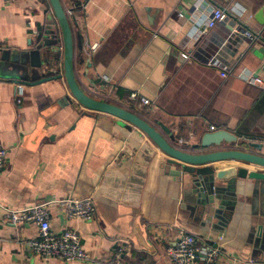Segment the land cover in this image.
<instances>
[{"label":"crops","instance_id":"0c3cea01","mask_svg":"<svg viewBox=\"0 0 264 264\" xmlns=\"http://www.w3.org/2000/svg\"><path fill=\"white\" fill-rule=\"evenodd\" d=\"M61 1L74 11L92 65L80 62L75 38V72L85 93L165 125L181 143L227 130L239 147H264V88L246 81L264 78V25L255 18L264 0ZM217 8L229 18L201 33L204 17ZM52 12L48 0H0V57L43 43L61 50L62 38L54 42L48 28ZM44 53V69L63 76V54ZM41 72L0 75V148L8 151L0 206L92 197V221L49 207L54 233L77 232L89 258L44 260L26 244L38 239V226L15 227L0 208V264H172L168 250L185 233L218 248L216 264H264V187L240 180L229 197L236 208L198 210L190 177L144 132L72 103L65 77L39 82Z\"/></svg>","mask_w":264,"mask_h":264},{"label":"water","instance_id":"95a60500","mask_svg":"<svg viewBox=\"0 0 264 264\" xmlns=\"http://www.w3.org/2000/svg\"><path fill=\"white\" fill-rule=\"evenodd\" d=\"M48 3L55 19L48 26L50 36L54 42H57V37L60 36L63 47L57 50L51 44L43 43L36 46L33 52H19L13 55L8 52L2 53L0 75L39 74L37 72L41 69L43 78L39 82L61 79L64 76L72 103H76L85 110L114 116L133 125L144 132L167 155L169 164L180 169L182 174L189 176L195 187L196 198L193 202L199 208L198 210H210L220 214L222 210L236 208L235 201L229 197L235 192L240 180L253 181L264 187V153H262L264 147L262 145L247 143L245 147H239L238 137L227 130L208 133L197 143H181L165 125L158 123L159 131L157 126L155 127L133 111L85 93L78 83L75 72V38L78 40L80 62L87 63L88 68H91L90 58L85 51V39L81 31L75 33V29L78 28L76 18L67 15L61 0H48ZM255 18L264 25V7ZM45 51L49 58L54 54H63V76L56 71L48 70L49 66L44 69L46 61L42 60V56ZM85 76L88 77V75Z\"/></svg>","mask_w":264,"mask_h":264},{"label":"built area","instance_id":"2783aa9c","mask_svg":"<svg viewBox=\"0 0 264 264\" xmlns=\"http://www.w3.org/2000/svg\"><path fill=\"white\" fill-rule=\"evenodd\" d=\"M67 15L74 16L73 9H66ZM182 16V15H181ZM205 25L201 33L213 29L219 23H224L229 18L225 10L217 8L207 14L205 17ZM195 22H199L201 17H193ZM243 35L250 39H255L254 33L249 29L240 31ZM95 47V46H94ZM183 58L189 59L187 53L182 55ZM215 58L208 61L209 66L215 65ZM226 77V73H222ZM246 81L252 85L264 88V78L259 76H251ZM19 95L22 93V86H18ZM133 100L138 98L137 93H132ZM144 105L150 104V101L141 97ZM8 151L0 148V171L6 166ZM58 204L64 209L70 219H82L92 221L95 218L96 207L92 197L75 198L69 197L62 200L37 204L24 209H12L1 207L4 210L8 221L18 227L24 223H33L39 228L38 239L26 241V244L32 249L33 253L42 257L44 260H58L64 262L86 261L88 255L84 250L80 237L77 232L66 230L61 234H55L51 228L49 207L51 204ZM222 252L215 247H209L206 243L191 234H183L174 247L168 250V255L172 264H216ZM205 255L204 258L201 256ZM114 264H123L121 260H117ZM234 264H242L236 262Z\"/></svg>","mask_w":264,"mask_h":264}]
</instances>
